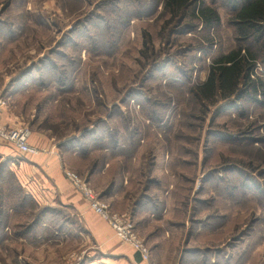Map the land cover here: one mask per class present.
Segmentation results:
<instances>
[{"label":"rangeland","instance_id":"rangeland-1","mask_svg":"<svg viewBox=\"0 0 264 264\" xmlns=\"http://www.w3.org/2000/svg\"><path fill=\"white\" fill-rule=\"evenodd\" d=\"M196 1L220 22L164 0H0V97L131 222L146 264H264V63L233 96L196 95L221 57L263 42L240 44L241 0ZM12 161L0 157V264H108L75 217L26 195Z\"/></svg>","mask_w":264,"mask_h":264},{"label":"crops","instance_id":"crops-1","mask_svg":"<svg viewBox=\"0 0 264 264\" xmlns=\"http://www.w3.org/2000/svg\"><path fill=\"white\" fill-rule=\"evenodd\" d=\"M2 123L17 128L18 118L3 110ZM0 141V157L12 159V171L26 195L41 205L58 207L75 217L83 233L108 264H146L127 244L117 240L108 223L92 212L87 200L65 178L57 146L46 135L31 133L28 144L37 155L21 153Z\"/></svg>","mask_w":264,"mask_h":264},{"label":"trees","instance_id":"trees-1","mask_svg":"<svg viewBox=\"0 0 264 264\" xmlns=\"http://www.w3.org/2000/svg\"><path fill=\"white\" fill-rule=\"evenodd\" d=\"M193 0H164L168 11L177 16L185 14L186 9H191V19L198 20L204 28H211L220 22L215 10L205 7ZM241 6H234L232 20L236 26L241 43L250 39L261 38L263 44L259 47L260 54H253L252 50L239 46L236 51L221 57L211 67L208 78L204 84L197 88L201 100H210L216 94H222L224 99L233 96L240 84L249 82V71L258 61L264 63V0H241ZM192 4V6L190 5ZM234 5V4H233ZM191 6V7H190ZM244 76L246 80H244Z\"/></svg>","mask_w":264,"mask_h":264},{"label":"built area","instance_id":"built-area-1","mask_svg":"<svg viewBox=\"0 0 264 264\" xmlns=\"http://www.w3.org/2000/svg\"><path fill=\"white\" fill-rule=\"evenodd\" d=\"M5 109H7V103L0 97V141L21 153L37 155L39 151L28 144V139L31 135L28 128L21 127L16 129L7 127L2 123L1 116ZM63 172L70 184L87 200L90 210L101 216L108 223L119 240L131 245L143 260H147L146 250L140 246L141 243L134 232V226L131 222L125 219L124 216L114 215L113 217H108L107 207L101 204L93 192L80 182L78 176L71 171Z\"/></svg>","mask_w":264,"mask_h":264}]
</instances>
